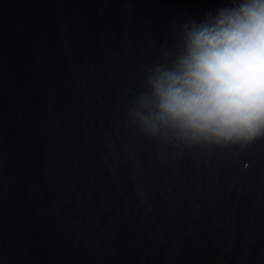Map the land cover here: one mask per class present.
<instances>
[{
    "label": "water",
    "instance_id": "95a60500",
    "mask_svg": "<svg viewBox=\"0 0 264 264\" xmlns=\"http://www.w3.org/2000/svg\"><path fill=\"white\" fill-rule=\"evenodd\" d=\"M231 0H0V264H264V138L129 115L181 25Z\"/></svg>",
    "mask_w": 264,
    "mask_h": 264
},
{
    "label": "clouds",
    "instance_id": "9594fccd",
    "mask_svg": "<svg viewBox=\"0 0 264 264\" xmlns=\"http://www.w3.org/2000/svg\"><path fill=\"white\" fill-rule=\"evenodd\" d=\"M129 115L162 140L241 145L264 138V0H231L181 25Z\"/></svg>",
    "mask_w": 264,
    "mask_h": 264
}]
</instances>
